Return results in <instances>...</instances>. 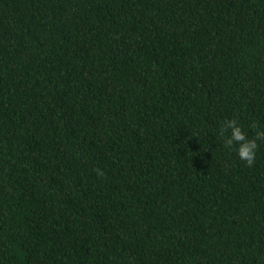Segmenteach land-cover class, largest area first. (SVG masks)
<instances>
[{
	"label": "trees",
	"instance_id": "1",
	"mask_svg": "<svg viewBox=\"0 0 264 264\" xmlns=\"http://www.w3.org/2000/svg\"><path fill=\"white\" fill-rule=\"evenodd\" d=\"M0 264H264V0H0Z\"/></svg>",
	"mask_w": 264,
	"mask_h": 264
}]
</instances>
